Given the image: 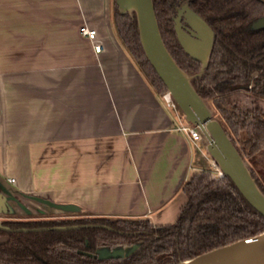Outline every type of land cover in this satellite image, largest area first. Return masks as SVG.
Returning <instances> with one entry per match:
<instances>
[{"label": "crops", "instance_id": "0c3cea01", "mask_svg": "<svg viewBox=\"0 0 264 264\" xmlns=\"http://www.w3.org/2000/svg\"><path fill=\"white\" fill-rule=\"evenodd\" d=\"M113 0H0V172L89 216L172 223L213 168L114 27ZM94 27L96 52L79 31ZM11 172L9 173V170Z\"/></svg>", "mask_w": 264, "mask_h": 264}, {"label": "trees", "instance_id": "16d2710c", "mask_svg": "<svg viewBox=\"0 0 264 264\" xmlns=\"http://www.w3.org/2000/svg\"><path fill=\"white\" fill-rule=\"evenodd\" d=\"M182 1L185 0H153L154 13L164 44L180 67L191 72L198 68L199 62L181 49L172 28L174 8ZM188 1L215 33L208 65L203 78H198L204 83L199 85L196 79L194 87L203 97L211 99L238 150L255 165L264 148V111L259 106L240 105L227 91L231 86H245L252 74L259 72L257 82L261 83L255 85L254 98L264 94V27L257 30L249 27L258 16L264 15V0ZM113 14L122 44L151 86L163 93L166 87L144 54L135 16L117 9ZM241 137L245 139L240 144ZM258 184L264 194V183ZM181 189L187 200L172 224H154L147 217L104 219L108 227L80 225L64 230L49 226L56 225L52 221L8 223L14 229L0 228V235L6 236L0 243V264H178L205 250L264 231V216L247 202L227 176L213 178L211 171L204 168L186 179ZM61 221L57 224L67 222ZM87 221L88 217H79L70 222L79 225ZM106 235L112 239L136 235L142 239L141 248L125 260L108 261L77 254L63 258L52 249L57 240L71 237L73 250L86 249L85 237L93 242Z\"/></svg>", "mask_w": 264, "mask_h": 264}, {"label": "water", "instance_id": "95a60500", "mask_svg": "<svg viewBox=\"0 0 264 264\" xmlns=\"http://www.w3.org/2000/svg\"><path fill=\"white\" fill-rule=\"evenodd\" d=\"M113 2L112 12L117 9L136 18V29L144 54L166 87V91L160 94L164 105L170 102L166 107L176 119L186 120L198 128L201 138L196 143H204L205 150L220 174L227 176L247 202L264 216V194L252 174L253 166L238 150V144L233 142L211 99L198 93L193 84V79L203 74L209 61L214 43L213 29L188 3L177 9L174 28L178 43L185 53L201 62L197 72H189L180 67L164 44L153 0ZM182 17L187 26L191 27L190 32L182 27ZM249 25L253 30L264 27V15L258 16ZM6 186L14 184L0 172V216L79 215L83 212L81 205L74 202L45 198L33 192L26 193L19 187ZM3 221L1 218L0 228L9 229L3 225ZM5 239V235H0V243ZM140 248V242H135L111 247L100 246L95 252L80 250L78 253L92 259H126ZM178 264H264V231L205 250Z\"/></svg>", "mask_w": 264, "mask_h": 264}, {"label": "flooded vegetation", "instance_id": "af4514ba", "mask_svg": "<svg viewBox=\"0 0 264 264\" xmlns=\"http://www.w3.org/2000/svg\"><path fill=\"white\" fill-rule=\"evenodd\" d=\"M184 3H188L189 7H191L188 0L182 1V2H180V4H178V5L175 6V8H174V12L175 13H174V15L172 17V22H173L172 28H174V22H175L174 21V18L177 16V13H178L177 12V9H179L182 6V4H184ZM181 21H182V27H184V29H186L187 31L190 32L191 27L187 26V23L185 21H183V17L181 18ZM174 32H175V36H176L175 28H174ZM213 32H214V30H213ZM214 36H215V33H214ZM176 39H177V36H176ZM213 41H214V38H213ZM177 42H178V40H177ZM179 45H180V43H179ZM213 45H214V43H213ZM180 47H181V45H180ZM181 49H183V48L181 47ZM188 56H189V58H191L195 62H199L198 68L196 70H192L191 71V72H197L199 70V68H200L201 62L199 60H196V59L190 57V55H188ZM207 65H208V63H207ZM206 67L204 68V71L202 72L203 74L202 75H198V77L194 78L193 79V82L196 79L198 80V78L199 79H202L203 78V75H204V72H205ZM259 76H260L259 72H254L252 74V77L249 80L250 82H248V84H246L245 86H242V87L231 86L230 89L227 92H231V96L237 95V96H240V98H242L243 96L244 97H248V98L250 97L251 101H256V102L263 101L264 102V94H262L260 97H258V99H255L254 98L255 96H257V95H254V92H253V90L255 88V85H260V83H261V82L260 83L257 82V78ZM198 82H199V80H198ZM203 83H204V80H202L201 82H199V85H202ZM262 87H263V90H264V85H262ZM242 138H243V140L245 139L244 137H242ZM257 158H258V156H257ZM257 163H258V160H257ZM213 166H215L214 163H213ZM210 171H211V176L213 178H217V177L223 176L221 174H218L216 171H212V170H210ZM255 172H256V170H255V168H253L252 174L254 173V175H255L256 174ZM254 177L257 180L256 175ZM257 181H259V180H257ZM184 182H182V185H183ZM260 183L262 184V183H264V181L263 182H260ZM182 185H181V187H182ZM16 187H18V186H6V188H16ZM181 191H182V189H181ZM25 192L26 193H31V192H27V191H25ZM40 196H42V195H40ZM42 197L47 198L48 196L47 197L46 196H42ZM79 217H88V220L89 221H87L84 224L82 223V224H79V225L78 224H71V222H70L71 220H74V218H79ZM177 217H176V219H177ZM1 218L4 220L2 222L3 225L9 227V229H5V228H2V227L1 228L4 229V230H8L9 231V230H13L14 228L11 227V226H9L8 223L17 222V220H22V221L23 220L24 221L39 220V221H47V222L48 221H52V222H56V225H49V226H51L53 228H56V229H59V230H64V229H71V227L77 228L80 225L92 226V227H94V226H104V227H108L106 225V223L104 222V219H109V221H113V219L115 220L116 218H136V219L138 218V219H141V218H146V216L141 215V216H134V217H130V216H125V217H121V216H110L109 217V216H96V215L89 216V215H86V214H79V215H65V214H63V215H54V214H47V215L17 216V217H13V216H9V215H1L0 216V219ZM61 220H64V221H67V222L66 223H63L62 225H58L57 222H62ZM156 223H154V224H156ZM157 224L165 225L164 223H157ZM168 224H172V223H168ZM112 238H114V237H112V236L109 237V236L106 235V236H102L99 239H95L92 242V241H89L88 237H85L84 247L86 249L80 248V249H76V250H73V248H72V237H71V239H64V241L62 239H59V240H57L55 242L56 244L53 246L52 249H54L56 251V254L59 257H63V258L64 257H67V256L73 257L74 254H77L79 256L81 255L82 257L89 258V259L95 260V261L96 260H107L108 261V260H111V259H123V258H111V259H97L96 258V259H92V258L87 257L86 255H84L82 253L79 254L78 251L84 250V251H88V252H95V250L97 248H99L100 246H109V247H111V246L117 245V244L126 245V244L135 243V242H140V246L142 244V239H137L136 238V235H128L126 237V239L125 238L112 239ZM133 254H131L130 256H127V258L131 257ZM123 260H125V259H123Z\"/></svg>", "mask_w": 264, "mask_h": 264}, {"label": "built area", "instance_id": "2783aa9c", "mask_svg": "<svg viewBox=\"0 0 264 264\" xmlns=\"http://www.w3.org/2000/svg\"><path fill=\"white\" fill-rule=\"evenodd\" d=\"M79 31L81 32L82 35H84L87 39L90 40L96 52H100L104 49L103 46L101 45L100 39L98 38L97 30L94 27L82 25L79 27ZM168 104H170V102H166L167 107L169 106ZM173 129L176 131L186 133L195 143L201 138L198 128L195 125L183 119L175 118L173 123ZM215 171L218 174H220L218 168ZM8 180L10 182H14L13 178H8Z\"/></svg>", "mask_w": 264, "mask_h": 264}, {"label": "rangeland", "instance_id": "374dc122", "mask_svg": "<svg viewBox=\"0 0 264 264\" xmlns=\"http://www.w3.org/2000/svg\"><path fill=\"white\" fill-rule=\"evenodd\" d=\"M1 70L3 72L7 73L10 70V66H8L6 64H3V65L0 66V72H1ZM243 97L240 98V96L234 95V96H232V100L236 101L237 103H240V105H243L245 107L246 106H248V107L249 106H251V107L259 106L260 111H264V102L263 101L256 102V101H251L250 97L249 98L248 97H244L245 99ZM242 140H243V138L241 137L240 138V144H241ZM0 141H1V138H0ZM201 145L203 147V150L206 152V155L208 156V159L212 160L210 158L209 154L207 153V151L205 150L203 142H201ZM212 163H213V161H212ZM251 165L256 170V172H255L256 174L255 175L257 177V180H259V182H263L264 181V148L258 154V163L256 165H253V164H251ZM215 170H216V166H213L212 171H215ZM10 172H11V169L9 170V173ZM7 178H9V177H7ZM184 198H185V195H184ZM54 215H58V214H54Z\"/></svg>", "mask_w": 264, "mask_h": 264}]
</instances>
